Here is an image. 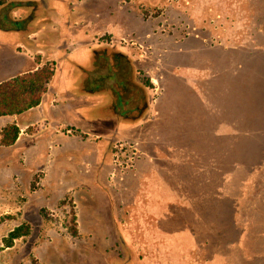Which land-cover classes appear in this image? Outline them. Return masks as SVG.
Segmentation results:
<instances>
[{
  "label": "rangeland",
  "instance_id": "obj_1",
  "mask_svg": "<svg viewBox=\"0 0 264 264\" xmlns=\"http://www.w3.org/2000/svg\"><path fill=\"white\" fill-rule=\"evenodd\" d=\"M39 1L10 12L37 27L40 67L116 43L151 110L94 109L58 59L64 100L44 109L71 136L5 148L20 127L0 122V264H264V0Z\"/></svg>",
  "mask_w": 264,
  "mask_h": 264
},
{
  "label": "crops",
  "instance_id": "obj_2",
  "mask_svg": "<svg viewBox=\"0 0 264 264\" xmlns=\"http://www.w3.org/2000/svg\"><path fill=\"white\" fill-rule=\"evenodd\" d=\"M10 10L11 9L9 8L7 9L0 8V46L2 53L0 55V83L15 76L35 71L41 66V64L37 62V41L33 44L30 41L31 38H36L34 36L37 35V27L33 26V28L29 32H27L26 34H21V30L23 27L14 28L8 22L24 20L25 18L20 19L19 17H16L14 13L11 16ZM36 16L37 13L35 12V15L30 17H32L33 20ZM3 18L4 20H2ZM91 48L92 47L89 46L86 40L80 41L75 46H71V43L68 45L60 44L57 48L58 50H55V52L52 54V59L55 61L53 63L56 66L59 58L60 61L66 58L67 69L71 68V72H72L73 63L74 62L82 63L83 60L87 57V51ZM68 58H71V60ZM53 76L47 83L48 84L47 89L43 94L42 100L39 104L30 107L21 114L0 116V122H5V123L15 122V124H17L20 127L19 128L20 132H18L17 138L13 141V144L12 145L9 144V146L7 145L3 147L5 148H9L10 146L17 147V145L19 146L20 143H22L23 141L24 144L25 142H28V144L27 145L25 144V146L35 147L37 146V138L34 136L39 135L41 133L43 134V138H44L43 142L45 141L47 146L56 147V144L54 143L56 142L61 143L64 138L71 136L69 134L71 133V128L65 130L66 132L65 133L63 132L64 130L62 126L73 124V122H66L62 124L55 122L54 120L51 121L47 118L48 114L47 112H45L44 109V103L46 97H50V99L48 100H50L49 105L51 106V108L58 109L59 105L57 103L58 102L63 103L64 100V97L61 92L62 88H60L59 86L57 87L55 85V83L53 82ZM81 94L84 95V93ZM37 114H38V118H37ZM4 116H8L10 118H5ZM42 122L44 123L41 124ZM89 122H91V120ZM47 124H50L48 129H47ZM31 125L35 127L34 131L32 132L28 130V128ZM32 138H33L32 142H29L28 140ZM4 156L5 155L3 154V159ZM5 158L6 161L9 162L8 156H5Z\"/></svg>",
  "mask_w": 264,
  "mask_h": 264
},
{
  "label": "flooded vegetation",
  "instance_id": "obj_3",
  "mask_svg": "<svg viewBox=\"0 0 264 264\" xmlns=\"http://www.w3.org/2000/svg\"><path fill=\"white\" fill-rule=\"evenodd\" d=\"M44 5L45 0L39 1ZM32 13L37 11V0L28 3ZM30 18V17H28ZM25 27L28 19L22 20ZM15 22V21H13ZM82 63L74 62L79 71L80 86L85 95L101 96L94 109L105 108L118 122L129 118L141 119L151 110V87L137 75L130 55L116 43L103 42L90 51ZM116 136L110 142L116 141Z\"/></svg>",
  "mask_w": 264,
  "mask_h": 264
},
{
  "label": "trees",
  "instance_id": "obj_4",
  "mask_svg": "<svg viewBox=\"0 0 264 264\" xmlns=\"http://www.w3.org/2000/svg\"><path fill=\"white\" fill-rule=\"evenodd\" d=\"M30 1L32 0H0V8L15 9ZM54 72L55 66L46 64L35 71L15 76L0 83V116L21 114L30 107L39 104ZM15 129H13L11 139L5 140L7 144L17 138L19 131Z\"/></svg>",
  "mask_w": 264,
  "mask_h": 264
}]
</instances>
